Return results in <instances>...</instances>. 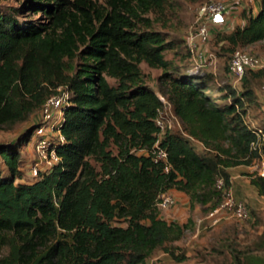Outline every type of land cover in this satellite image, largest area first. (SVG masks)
I'll list each match as a JSON object with an SVG mask.
<instances>
[{
	"label": "trees",
	"instance_id": "1",
	"mask_svg": "<svg viewBox=\"0 0 264 264\" xmlns=\"http://www.w3.org/2000/svg\"><path fill=\"white\" fill-rule=\"evenodd\" d=\"M257 1L256 14L240 12L243 25L216 35L232 54L264 40V0ZM167 3L27 0L0 11V130L41 113L58 88L70 94L59 126L64 142L56 145L61 161L51 170L23 178L18 147L40 122L17 145L0 143L8 171L0 170V264H150L158 248L175 256L167 245L192 220L162 218L160 195L183 192L191 208L210 212L222 201L218 179L230 188V169L264 163V122L248 121L259 105L250 83L264 81V68L247 71L241 91L225 85L220 97L211 95L213 78L182 74L165 57L172 45L152 29L151 16ZM143 63L162 71L159 89L146 86ZM162 97L182 131L158 126ZM156 144L168 154L169 172L156 161ZM249 177L264 199V176ZM249 210L248 221L260 218ZM257 247L264 250V235ZM236 264H264V256Z\"/></svg>",
	"mask_w": 264,
	"mask_h": 264
},
{
	"label": "rangeland",
	"instance_id": "2",
	"mask_svg": "<svg viewBox=\"0 0 264 264\" xmlns=\"http://www.w3.org/2000/svg\"><path fill=\"white\" fill-rule=\"evenodd\" d=\"M26 1L0 0V11L13 6L18 7ZM104 1L100 0V2ZM209 1L211 0H168L163 13L151 16L154 19L152 29L162 33L166 41L172 45L171 49L165 53L166 59L175 66L184 68L181 71L182 74L194 73L213 78L214 83L208 85V92L215 97H220L222 92L219 89H222L225 85H231L237 91H241L243 88V81L237 82L229 76L228 65L232 52L228 49V45L219 42L216 37L218 33H215L211 36L207 46L204 47L205 52L208 53L207 59L204 62H198L192 57L187 44V38L195 26L197 8ZM224 1L233 10L231 13L234 14V18L238 16L237 9H239V6L247 4L248 8L254 7L251 2H248L249 0ZM229 1H231L230 4ZM39 18H41V15L33 16V19ZM238 50L246 51L255 57L264 59V40ZM211 55L213 57H210ZM141 67L146 86L153 90L159 89V77L162 71L150 68L144 63ZM110 82L115 85V81L111 80ZM250 84L255 88L259 105L249 108L248 121L252 127H259L264 122V103L261 102V98L264 97V81H251ZM162 98L166 103V107L160 113L163 130L168 128L173 132L182 131V123L176 117L173 106L164 97ZM40 120L41 113L37 112L25 122L4 127L0 130V143L17 145L24 138L26 132ZM18 148L22 153L23 178L26 181L33 182L34 180L29 177V171L35 159L34 147L31 143H23ZM262 168V161H257L256 170L260 171ZM0 170L3 175H8L2 158H0ZM233 193L236 196L234 191ZM173 195L175 203L163 209L161 216L181 224L186 223L188 219H191L192 222L181 240L167 245L168 248L173 249L175 256H172L166 248H158L150 256L148 260L150 264H236L237 258L243 259L252 255L264 256V250L257 247L264 235V215L260 218L257 217L254 222H240L227 218L212 227L207 219L210 208L206 209L196 204L193 209L190 207L188 198H185L184 201L182 196ZM240 200L246 203L245 198ZM114 225L126 226V223L124 220H117ZM6 252L7 249H4L3 253ZM182 256L185 257L182 261L176 258Z\"/></svg>",
	"mask_w": 264,
	"mask_h": 264
},
{
	"label": "built area",
	"instance_id": "3",
	"mask_svg": "<svg viewBox=\"0 0 264 264\" xmlns=\"http://www.w3.org/2000/svg\"><path fill=\"white\" fill-rule=\"evenodd\" d=\"M231 11L233 10L224 0H211L197 8L195 26L187 38L189 51L196 61L204 62L207 59L208 53L205 52L204 47L209 43L212 32H214L213 35L220 32L227 24L229 15L232 14ZM262 68H264L263 58L255 57L243 50H236L231 56L228 73L232 79L239 82L242 81L247 71ZM58 90L61 94L52 96L45 102L41 111L40 124L29 142L35 150V159L29 171V177L33 180L38 179L41 173L51 170L61 161L56 145L59 142H64L59 126L70 94L63 91L62 88H58ZM157 123L163 129L162 120L158 119ZM155 149L156 161H164L166 163L165 171L169 172L170 166L167 164L168 154L166 150L159 148L158 144H156ZM263 168L259 171L262 176H264ZM215 187L221 192L222 201L207 216L210 226H216L227 218L240 222L250 220L251 214L247 204L234 195L232 187L227 188L224 179H218ZM173 194L172 191L161 194L158 206L161 209L172 206L175 203Z\"/></svg>",
	"mask_w": 264,
	"mask_h": 264
},
{
	"label": "crops",
	"instance_id": "4",
	"mask_svg": "<svg viewBox=\"0 0 264 264\" xmlns=\"http://www.w3.org/2000/svg\"><path fill=\"white\" fill-rule=\"evenodd\" d=\"M248 2H251V4H253L254 7L252 8L249 7V9H252L253 13L256 14L259 11V2L257 0H249ZM228 3L230 4L231 1H229ZM238 8H239L237 9L238 16L234 18L235 17L234 14L229 15L228 22L222 28L221 30L222 32L228 33L234 27L243 24V20L240 17V12L243 9L248 8L247 4L239 6ZM213 33L214 32H212V35ZM261 99H262L261 102L264 103V97H262ZM255 171H257L256 163L251 166H240V167L230 169L231 184H232L231 187L233 191L235 192L237 198H240V199L245 198V201L248 204L249 208L256 211L260 216H263L264 215V199L261 196H259L257 189L251 184L250 177H249V174ZM172 192L174 194H178L179 196H182L184 201H185V198H188L189 200V196L183 192H179V191H172ZM162 218L171 222L166 217H162ZM172 221H175V220H172Z\"/></svg>",
	"mask_w": 264,
	"mask_h": 264
}]
</instances>
